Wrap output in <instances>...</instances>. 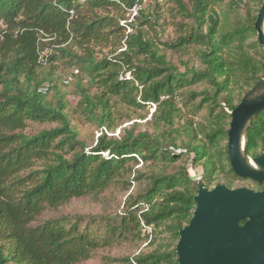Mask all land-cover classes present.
<instances>
[{
  "label": "trees",
  "instance_id": "obj_1",
  "mask_svg": "<svg viewBox=\"0 0 264 264\" xmlns=\"http://www.w3.org/2000/svg\"><path fill=\"white\" fill-rule=\"evenodd\" d=\"M223 1L174 0L184 34L156 41L149 30L157 32L160 4L151 12L140 9L127 34L122 21L143 0H0V264H79L125 241L141 248L109 262L179 264L180 230L193 217L200 185L235 188L250 181L256 190L264 187L235 173L228 135L230 111L264 79L258 15L219 34L214 7ZM49 47L41 65L39 55ZM191 47L201 48L203 67L181 70L161 52ZM59 64L90 83L78 78L75 105L56 82ZM127 72L133 79L122 78ZM46 84L54 99L42 91ZM153 104L151 131L137 132L134 123L112 134ZM71 113L96 127L95 145L81 136ZM31 123L56 126L28 134ZM248 137L249 154H263L264 110L252 119ZM133 182L138 191L117 211L38 221L47 208L100 198L117 186L128 192ZM158 233L169 234L159 245Z\"/></svg>",
  "mask_w": 264,
  "mask_h": 264
},
{
  "label": "water",
  "instance_id": "obj_2",
  "mask_svg": "<svg viewBox=\"0 0 264 264\" xmlns=\"http://www.w3.org/2000/svg\"><path fill=\"white\" fill-rule=\"evenodd\" d=\"M264 3L255 27L264 46ZM264 110V79L230 114L229 155L235 173L264 183V153L248 149L252 119ZM189 224L180 230L179 264H264V188L200 185ZM243 223H240L243 221Z\"/></svg>",
  "mask_w": 264,
  "mask_h": 264
},
{
  "label": "rangeland",
  "instance_id": "obj_3",
  "mask_svg": "<svg viewBox=\"0 0 264 264\" xmlns=\"http://www.w3.org/2000/svg\"><path fill=\"white\" fill-rule=\"evenodd\" d=\"M185 2L188 5H191V0H185ZM263 3L264 0H224L223 2L216 4L214 8L217 12V17L220 20L219 34H224L227 31H231L233 25H235L237 21L243 22L248 14L258 15ZM158 4L161 5V9H159V11L162 16L160 18L159 25H157V32L154 30H149V37L156 41L159 37L163 40L176 41V39L181 34H184V32L181 30V27L178 26V23L182 20V18L179 15L177 17L174 16V13L177 12V6L174 0H143V4L140 6V9H145L146 12H151L158 6ZM173 8H175V10L171 11ZM138 16H140V10L136 17ZM126 17L131 16L129 15V13H127ZM44 51L49 54L52 50L49 47ZM161 52L166 53L168 59L176 64L181 70H185L187 66L196 68L203 67L200 47H191L184 52H177L174 50H163ZM74 70L75 69H71L59 64L58 69L55 73V79L61 92L66 93L67 99L72 105H75L78 101V97L75 95V87L78 78L79 80L80 78H82L83 85L87 87L90 86V83L83 74L79 73L78 76L75 77V75L73 74ZM67 79H70L69 83L65 82ZM48 86L50 85L46 84L44 87L48 88ZM197 88L201 89V87L199 86ZM46 94L48 99L55 98L53 91L51 92L47 90ZM70 112L72 111L70 110ZM152 112L153 109H149L148 113H146L145 111L133 112V119L123 120L112 134L118 135L121 133V130L123 128L130 127L134 123L138 124L137 132L144 131L146 129L151 131L152 127L149 121L151 120ZM71 117L72 123L79 128L81 136L86 139L89 144L95 145V139L98 136L96 127L84 120L79 114L71 113ZM196 119L199 120L200 116H196ZM53 126H56V124L41 125L38 123H31L26 129V133L36 134L44 128ZM138 167L141 168L142 165L140 164L138 165ZM197 169L199 172H202V168L200 166H198ZM234 185L237 186L235 188L248 187L256 190L255 185L250 181H239ZM139 186V183L133 182V187L128 192L121 191V187L117 186L109 189L100 198H93L91 196L74 198L68 203L61 205L58 209L47 208L45 212L39 217L38 221L41 222L45 219H48L49 217L59 216L68 212L101 214L105 212L117 211L121 208V203L126 199L127 195L130 194L132 190H134V192H137ZM215 186L216 185H214L213 187ZM168 236V233H158V241L156 243L158 245L164 243L165 239H167ZM140 248L141 243H138L136 241H125L121 244H118V246L98 250L93 258L87 261H83L79 264H123V262L120 261L109 262L107 260V257L121 258L130 256L138 252Z\"/></svg>",
  "mask_w": 264,
  "mask_h": 264
},
{
  "label": "built area",
  "instance_id": "obj_4",
  "mask_svg": "<svg viewBox=\"0 0 264 264\" xmlns=\"http://www.w3.org/2000/svg\"><path fill=\"white\" fill-rule=\"evenodd\" d=\"M139 10H140V6L139 5L133 6L131 9H129V12H128L131 17H128L127 20H123L122 21V24H124L126 26V28H127V31H126L127 34L132 32L133 29H132V27L130 26L129 23H132L135 20V17L138 15ZM71 13H72V11H71ZM125 49H126V45H124V47L121 50H125ZM38 60H39V63L41 65H46L47 62H48V53H46V51H42L40 53V55H39ZM74 73L77 74L78 70H75ZM121 76H122V78H125V79H133V75H132L131 72H127L125 74H122ZM65 82L69 83L70 79H67ZM139 87H140V89L142 88L141 86H139ZM47 90H48V88H45V87L42 88V91L44 93H46ZM155 107H156V104H153V111L155 110ZM181 152H182V149H176L175 150V153H177V154H179ZM103 155L107 156L108 154L104 152ZM144 207H145V210L149 209L148 205H145ZM142 225H143L145 231H147L149 233L150 237H151L152 233H153L152 227L147 225L144 221L142 222ZM133 264H137V263L135 261H133Z\"/></svg>",
  "mask_w": 264,
  "mask_h": 264
},
{
  "label": "flooded vegetation",
  "instance_id": "obj_5",
  "mask_svg": "<svg viewBox=\"0 0 264 264\" xmlns=\"http://www.w3.org/2000/svg\"><path fill=\"white\" fill-rule=\"evenodd\" d=\"M263 188H264V187H263ZM263 188H262V189H263ZM262 189H260V190H262Z\"/></svg>",
  "mask_w": 264,
  "mask_h": 264
},
{
  "label": "bare ground",
  "instance_id": "obj_6",
  "mask_svg": "<svg viewBox=\"0 0 264 264\" xmlns=\"http://www.w3.org/2000/svg\"><path fill=\"white\" fill-rule=\"evenodd\" d=\"M263 26H264V24H263ZM264 28V27H263Z\"/></svg>",
  "mask_w": 264,
  "mask_h": 264
}]
</instances>
